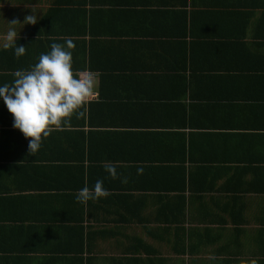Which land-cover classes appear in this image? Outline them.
<instances>
[{
	"label": "crops",
	"instance_id": "0c3cea01",
	"mask_svg": "<svg viewBox=\"0 0 264 264\" xmlns=\"http://www.w3.org/2000/svg\"><path fill=\"white\" fill-rule=\"evenodd\" d=\"M11 22L48 33L33 65L87 40L98 97L33 155L0 101V264H264V0H1Z\"/></svg>",
	"mask_w": 264,
	"mask_h": 264
},
{
	"label": "clouds",
	"instance_id": "9594fccd",
	"mask_svg": "<svg viewBox=\"0 0 264 264\" xmlns=\"http://www.w3.org/2000/svg\"><path fill=\"white\" fill-rule=\"evenodd\" d=\"M37 17H26L25 23L35 24ZM8 30L0 37L4 49H12L19 58L26 48L18 44L19 31L9 23ZM75 44L71 40L64 44L52 43L50 51L42 53L30 70H17L11 84L0 85V101H3L13 117V128L28 140L30 155L37 153L43 140L53 129L70 126L71 118L83 116L86 105L96 94L97 80L91 72L73 71ZM105 171L117 178L116 167L106 166ZM142 169L138 168V172ZM126 183L127 178H122ZM108 195L103 180H97L92 188L87 185L78 190L77 202L86 205L90 200H99Z\"/></svg>",
	"mask_w": 264,
	"mask_h": 264
},
{
	"label": "trees",
	"instance_id": "16d2710c",
	"mask_svg": "<svg viewBox=\"0 0 264 264\" xmlns=\"http://www.w3.org/2000/svg\"><path fill=\"white\" fill-rule=\"evenodd\" d=\"M1 1V0H0ZM85 28V27H84ZM46 33L43 28H40V30H32L26 33L25 36L17 38V42L20 45H23L26 48V53L25 55L17 58L14 55V52L12 49H4L2 46H0V71H8V73H10L11 75H14V73L17 70H30L31 66H33V64H29V43H42L45 42L43 41V37L44 36H48L44 34ZM84 35L87 34V31H83L81 32ZM79 42L82 45V58L80 59V63L78 65H74L73 63V71L74 73L76 71H84V70H95L94 69V65L92 62V56H91V52H90V48H89V44L88 41L85 39H80ZM34 63V62H33ZM92 103V102H90ZM90 103L88 105H90ZM85 123V120L84 122ZM89 159L91 158L92 160H94L91 156L90 153L88 155ZM98 160V158H96ZM185 162V160H184ZM104 164V163H102ZM94 166L95 165H90L88 168H86V170L88 169V181L90 186L88 185V187H92L94 186V184L96 183L97 180L99 179H95V183H93L92 181V176L94 174ZM102 168V167H101ZM105 169V168H104ZM144 169H149L148 166H145ZM169 169V167H168ZM170 175H172L173 179L175 180H181V184L178 186H176L178 189L182 190L181 193H179L180 195H177L178 197H180L181 199H183V201L181 202V208L184 211L186 209V205H185V192L187 189H191V191H195L196 189H200V187H197L194 185V178H195V171L193 170H189L187 169L186 166H182V167H170ZM90 179V180H89ZM104 183V182H103ZM108 185V184H107ZM104 186V184H103ZM85 187V186H83Z\"/></svg>",
	"mask_w": 264,
	"mask_h": 264
},
{
	"label": "built area",
	"instance_id": "2783aa9c",
	"mask_svg": "<svg viewBox=\"0 0 264 264\" xmlns=\"http://www.w3.org/2000/svg\"><path fill=\"white\" fill-rule=\"evenodd\" d=\"M88 72H91V71H88ZM92 74H94L95 75V77H97V74L96 73H93V72H91ZM97 97H98V93L96 92V94L93 96V98L88 102V103H90V102H92V101H94V100H96L97 99Z\"/></svg>",
	"mask_w": 264,
	"mask_h": 264
}]
</instances>
